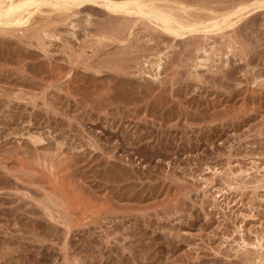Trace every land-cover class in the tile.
I'll return each instance as SVG.
<instances>
[{
  "label": "rangeland",
  "instance_id": "374dc122",
  "mask_svg": "<svg viewBox=\"0 0 264 264\" xmlns=\"http://www.w3.org/2000/svg\"><path fill=\"white\" fill-rule=\"evenodd\" d=\"M87 2L0 26V264H264V7L178 38Z\"/></svg>",
  "mask_w": 264,
  "mask_h": 264
},
{
  "label": "bare ground",
  "instance_id": "6f19581e",
  "mask_svg": "<svg viewBox=\"0 0 264 264\" xmlns=\"http://www.w3.org/2000/svg\"><path fill=\"white\" fill-rule=\"evenodd\" d=\"M87 1H89V3L90 2H94L95 4L97 3V0H0V26H9L10 28L11 27H19V28H24V27H27V25L29 24V23H31L32 22V20H34L33 19V16L35 15V13H42L44 10L42 9L43 7H48L49 9H50V11H53V14H54V12H64V11H69V10H73V9H71L72 8V6H78L79 5V7H80V4H83L84 2L86 3ZM99 1V0H98ZM101 1V3L105 6V7H107L106 9L108 10H110V11H112V12H114V13H125L126 15L128 14V15H130V17L131 16H133L134 14L135 15H139L140 17H144V18H147V20H150V21H152V22H155V23H157V24H160L162 27H163V29H165L164 31H166L167 33L169 32V33H171V34H173V35H175V36H183V37H185L184 35L187 33V34H191V33H194V32H197V33H199L200 31L202 32V30H203V32L205 31V32H215V31H219L220 32V30H222L223 28L225 29V28H227V27H231L234 23H232V17H235V18H241V16H243L244 17V14H248V12L250 11V10H252V9H250L249 10V8H251V7H253V9H254V11H255V9L257 8H259L260 7V10H261V7H264V0H254V1H252V2H250V1H245V0H240V1H238V2H236V3H234L232 6L233 7H231V9H230V11L229 12H227V13H223V17L220 19L219 17H220V15H218L217 17L215 16V17H213V18H210V19H208V20H203V19H201V18H198V17H192V15H191V12H190V10L189 9H191V8H193V7H191V5L188 7V4L186 5L183 1H178V0H100ZM186 1V0H185ZM211 1V0H210ZM214 1V0H213ZM217 1V0H216ZM219 1V0H218ZM230 1H232V0H230ZM235 1V0H234ZM186 2H188V0L186 1ZM190 2V1H189ZM193 1L191 0V3H192ZM195 2H197V1H195ZM205 2V1H204ZM215 2V1H214ZM88 3V2H87ZM94 3H93V5H94ZM206 3V2H205ZM217 3V2H216ZM215 3V4H216ZM219 3V2H218ZM221 3V2H220ZM219 3V4H220ZM223 3V2H222ZM100 4V3H99ZM99 4H97V5H99ZM174 4H177V5H174ZM202 4H203V2H202ZM224 4V3H223ZM228 3H226V5H227ZM232 4V3H231ZM85 5V4H84ZM101 5V4H100ZM99 5V6H100ZM211 5H214L213 3L211 4ZM96 6V5H95ZM192 6H194V5H192ZM83 7V6H82ZM102 7V6H101ZM199 7H201V10H202V8H204L202 5L201 6H199ZM195 8H196V6H195ZM210 8V7H209ZM208 8V9H209ZM206 9V8H205ZM213 9V8H212ZM211 8H210V10H212ZM256 9V10H257ZM75 10V9H74ZM78 10H79V8H78ZM206 11H207V9H206ZM213 11V10H212ZM212 11H210V12H212ZM73 12L74 11H72V13H71V15L73 14ZM80 12L81 11H79V14H80ZM95 12V11H94ZM111 12V13H112ZM209 12V11H208ZM48 13V12H47ZM110 13V15H112V14H114V13H112L111 14ZM218 13V12H217ZM49 14V13H48ZM47 14V15H48ZM51 14V13H50ZM58 14V13H57ZM61 14V13H60ZM65 14V13H64ZM78 14V12H77V14H75V15H79ZM213 14V13H212ZM250 14V13H249ZM252 14V13H251ZM255 14V13H254ZM261 14H263V13H260V15ZM37 15V14H36ZM63 14H61V16H62ZM259 15V14H258ZM60 16V15H59ZM61 16H60V18H61ZM70 16V15H69ZM113 16H116V15H113ZM112 16V17H113ZM120 16H121V14H120ZM251 16V15H250ZM249 16V17H250ZM47 17V16H46ZM73 17V16H72ZM116 17H118V16H116ZM126 18H127V16H125ZM129 16H128V18H130ZM248 17V16H247ZM252 18L251 19H253L254 17H256V16H251ZM71 18V17H70ZM70 18L68 19V18H66L67 20H70ZM36 19V18H35ZM63 20H64V18H62ZM73 19V18H72ZM124 20H125V18H123ZM136 19H139L140 20V18L138 17V18H136ZM243 19V18H242ZM44 20V19H43ZM42 20V21H43ZM51 20V19H50ZM54 20H56V19H54ZM59 20V19H58ZM117 20V19H116ZM130 20H131V18H130ZM133 20H135V19H133ZM243 20H245V18L243 19ZM46 21V20H45ZM52 21V20H51ZM62 21V20H61ZM61 21H59V23H56V24H60V22ZM65 21V20H64ZM64 21H63V23H64ZM71 21V20H70ZM69 21V22H70ZM122 21V20H121ZM120 21V22H121ZM127 22H128V19L126 20ZM143 21H146L145 19L143 20ZM241 21V20H240ZM247 21V20H246ZM250 21V20H249ZM44 22V21H43ZM133 23H134V21H132ZM137 22V21H136ZM37 23V22H36ZM63 23H61V24H63ZM66 23V22H65ZM65 23L63 24V25H65ZM129 23H131V22H129ZM128 23V24H129ZM149 24H150V22H148ZM240 23H242V22H240ZM247 24L249 23V22H246ZM38 24V23H37ZM37 24H36V26H37ZM41 24V23H40ZM44 24V23H43ZM50 24V23H49ZM54 24V23H53ZM71 24V23H70ZM69 24V25H70ZM146 24V23H145ZM144 24V25H145ZM237 24V23H236ZM247 24H245V25H247ZM249 24H252V20H251V23H249ZM248 24V25H249ZM30 26L32 25V24H29ZM28 25V26H29ZM35 25V24H34ZM113 25H116V24H113ZM132 25H134V24H132ZM154 25H156V24H154ZM159 25V26H160ZM235 25V24H234ZM233 25V26H234ZM238 25V24H237ZM244 25V24H243ZM242 25V26H243ZM33 26V25H32ZM31 26V27H32ZM35 26V27H36ZM50 26H52V25H50ZM74 26V22H73V25H72V27ZM103 26V25H102ZM136 26V25H135ZM147 26V25H146ZM150 26V25H149ZM149 26H147V27H149ZM157 26V25H156ZM239 26H241V25H239ZM30 27V28H31ZM34 27V26H33ZM49 27V26H48ZM128 27V26H127ZM130 27V26H129ZM134 27V26H133ZM146 27V28H147ZM153 27V26H152ZM158 27V26H157ZM235 27V26H234ZM246 27V26H245ZM54 28V27H53ZM74 28H77V27H74ZM244 28V27H243ZM243 28H240V30L242 29L243 30ZM4 30H6L5 28H3ZM45 29H47V28H45ZM86 29V28H85ZM152 29V28H151ZM150 29V30H151ZM154 29H155V27L153 28V31H154ZM228 29V28H227ZM238 30H239V28H237ZM246 29V28H245ZM2 30V29H1ZM0 30V31H1ZM9 31H11V29H8ZM7 30V31H8ZM31 30V29H30ZM32 30H34V28L32 29ZM42 30V29H41ZM49 30H50V28H49ZM56 30V29H55ZM131 30V29H130ZM156 30H157V28H156ZM226 30V29H225ZM234 30V29H233ZM237 30V31H238ZM8 31V32H9ZM13 31H14V29H13ZM16 31H18V30H16ZM34 31H36V30H34ZM40 31V30H39ZM85 31V30H84ZM94 31V30H93ZM108 31V30H107ZM128 31V30H127ZM222 31H224V30H222ZM235 31V30H234ZM6 32V31H5ZM37 32V31H36ZM43 32V31H42ZM70 32H72V31H70ZM90 32V31H89ZM98 32V31H97ZM200 32V33H201ZM233 32V31H232ZM33 33V32H32ZM45 33V32H44ZM47 33V32H46ZM55 33V32H54ZM63 33V32H62ZM68 33V32H67ZM66 33V34H67ZM73 33H75V32H72V37L73 36H75V34L73 35ZM92 33V32H91ZM96 33V32H95ZM100 33V32H99ZM103 33V35H104V32H102ZM109 33V32H108ZM107 33V34H108ZM119 33V32H118ZM117 33V34H118ZM125 33V32H124ZM123 33V34H124ZM40 34V33H39ZM98 34V33H97ZM105 34H106V32H105ZM110 34V33H109ZM122 34V35H123ZM242 34V33H241ZM48 35V34H47ZM52 35H54L53 33H52ZM68 35V34H67ZM86 35V34H85ZM131 35V34H130ZM224 35V34H223ZM233 35H235V34H233ZM238 35V34H237ZM29 36H30V34H29ZM34 36V35H33ZM36 36V35H35ZM43 36H45V35H43ZM56 36V35H55ZM61 36V35H60ZM87 36V35H86ZM97 36H99V35H97ZM27 37V36H26ZM32 37V36H31ZM40 37V36H39ZM51 37H53V36H51ZM94 37V36H93ZM95 37H96V35H95ZM94 37V38H95ZM101 37H102V35H101ZM105 37V36H104ZM108 37V36H107ZM107 37H105V38H107ZM178 37V38H179ZM182 37V38H183ZM33 38V37H32ZM41 38V37H40ZM58 38V37H57ZM64 38V37H63ZM90 39H91V37H89ZM128 38H130L129 36H128ZM156 38V37H155ZM207 38V37H206ZM206 38H204V40L206 39ZM209 38V37H208ZM253 38V37H252ZM28 39V38H27ZM44 39V38H43ZM42 39V40H43ZM46 39V38H45ZM44 39V40H45ZM48 39V38H47ZM52 39V38H51ZM53 39H54V37H53ZM77 39V38H76ZM97 39H98V37H97ZM99 39H100V37H99ZM98 39V40H99ZM103 39V38H102ZM190 39V38H189ZM211 39V38H210ZM223 39V38H222ZM236 39V38H235ZM31 40V39H30ZM40 40V39H39ZM61 40H62V38H61ZM86 40V39H85ZM108 40V39H107ZM113 40V39H112ZM115 40V39H114ZM41 41V40H40ZM40 41H39V43H40ZM68 41V40H67ZM92 41V40H91ZM90 41V42H91ZM93 41H96L95 39L93 40ZM106 41V40H105ZM110 41H111V38H110ZM229 41V40H228ZM232 42L234 41V38H233V40H231ZM255 41V40H254ZM43 42V41H42ZM45 42V41H44ZM52 42V41H51ZM70 42V41H69ZM68 42V43H69ZM89 42V43H90ZM98 42V41H97ZM99 42H101V41H99ZM123 42V41H122ZM148 42V41H147ZM204 42V41H203ZM209 42V41H208ZM67 43V44H68ZM71 43V42H70ZM87 43H88V41H87ZM96 44V43H95ZM101 44V43H100ZM204 44H205V42H204ZM47 45V44H46ZM73 44H71L70 45V47L69 48H71V47H73L74 48V46H72ZM99 45V44H98ZM206 45H207V43H206ZM230 45H232V44H230ZM229 45V46H230ZM234 45V44H233ZM69 46V45H68ZM90 46V45H89ZM94 46V45H93ZM107 46V45H106ZM212 46V45H211ZM109 47V46H108ZM199 47H201V46H199ZM199 47H197L196 46V48H199ZM203 47H205L204 45H203ZM210 47V46H209ZM232 47V46H231ZM229 48L231 51H233V48ZM92 48V47H91ZM99 48H100V45H99ZM106 48V47H105ZM139 48H141V47H139ZM151 48V47H150ZM202 48V47H201ZM211 48V47H210ZM210 48H209V50H210ZM235 48V47H234ZM90 49V48H89ZM102 49H104L103 47H102ZM116 49H118V48H115V50ZM83 50V49H82ZM124 50V49H123ZM142 50V49H141ZM209 50H207V49H205L203 52H205V55H206V57L202 60V62H208L209 61V59L211 58V57H209V55H212L211 54V52H210V54H209ZM213 50H214V48H213ZM114 51V50H113ZM119 51V50H118ZM130 51V50H129ZM136 51H138V50H136ZM144 51H146V50H144ZM199 51V50H198ZM231 51H230V53H231ZM236 51L238 52V50L236 49ZM151 52V51H150ZM212 52H214V51H212ZM234 52V51H233ZM81 53H83V51H81ZM152 53V52H151ZM161 53H164V52H160V54ZM198 53V52H197ZM229 53V52H228ZM245 53V52H244ZM77 54V53H76ZM142 54V53H141ZM140 54V55H141ZM148 54V53H147ZM199 54V53H198ZM209 54V55H208ZM221 54V53H220ZM79 55V54H78ZM127 55V54H126ZM139 55V54H138ZM161 55H165V54H161ZM197 55V54H196ZM81 56V55H80ZM79 56V57H80ZM124 56V55H123ZM136 56V55H135ZM143 56V55H142ZM154 56H156V54L154 55ZM202 56V55H201ZM215 56V55H214ZM245 56V55H244ZM148 57V56H147ZM161 57V56H160ZM160 57H156V58H158L156 61H154V62H151L150 63V65H151V67L152 68H156L157 70H158V72H156L155 74H156V76L155 75H153L152 77H158V76H160V70L161 69H163V67H162V64H163V66H164V62L162 63V61L163 60H161V58ZM203 57V56H202ZM200 57H198V59H199ZM213 58V57H212ZM108 59V58H107ZM155 59V58H154ZM196 59H197V57H196ZM195 59V60H196ZM201 59V58H200ZM103 60V59H102ZM215 60V59H214ZM144 61H145V59H144ZM212 62V61H211ZM214 62V61H213ZM228 62V61H227ZM98 63H99V61H98ZM111 63V62H110ZM215 63V62H214ZM219 63V62H218ZM112 64V63H111ZM141 65H142V63H141ZM145 65H147L146 64V61H145ZM149 65V66H150ZM207 65V64H206ZM197 66H200V63H199V65H197ZM90 67H92V66H90ZM111 67V66H110ZM143 67V66H142ZM196 67V66H195ZM209 67H210V65H209ZM145 68V67H144ZM151 69V68H150ZM148 70V69H147ZM156 70V71H157ZM163 70H165V69H163ZM153 71V70H152ZM149 72V71H148ZM146 74H147V72H146ZM159 74V75H158ZM260 75V74H259ZM150 77H151V75H149ZM259 79H260V77H258ZM257 78V79H258ZM156 79V78H155ZM256 79V80H257ZM153 81V80H152ZM155 81V80H154ZM255 83H256V81H255ZM63 86V85H62ZM59 87V86H58ZM61 87V86H60ZM49 110V109H48ZM99 113V112H98ZM37 137H39V136H37ZM37 137L35 136V137H33V139L35 140L34 142H36V140L38 141V142H41V138L39 137V139H37ZM240 168V167H239ZM244 170V169H243ZM217 171V170H216ZM239 171H240V169H239ZM239 171H237L236 170V172H239ZM241 173H242V171H240ZM217 173V172H216ZM244 173H246L245 171H244ZM29 174V173H28ZM31 174V173H30ZM243 174V173H242ZM25 175V174H24ZM241 175V174H240ZM230 177V176H229ZM228 177V178H229ZM231 178V180L233 181V178L232 177H230ZM236 179V178H235ZM231 180H230V182H231ZM227 181H229V180H227ZM233 182H231V184H232ZM229 184V183H228ZM232 187H233V185H232ZM48 200V199H47ZM46 203V202H45ZM55 203V202H54ZM52 204V203H51ZM50 204V202H49V204L48 205H51ZM47 205V206H48ZM56 205V204H55ZM55 209V208H54ZM58 210H60V209H58ZM47 211V210H46ZM51 213V212H50ZM49 213V214H50ZM65 213V212H64ZM51 215V214H50ZM68 228V227H67ZM70 228V227H69ZM69 230V229H68ZM259 243V242H258ZM243 244H245V243H243ZM248 246V245H247ZM257 246V245H256ZM256 246H255V248H256ZM258 246H260V245H258ZM246 247V246H245ZM258 250V249H257ZM244 251V250H243ZM249 251V250H248ZM251 253V252H250ZM258 253V252H257ZM252 254V253H251ZM259 254V253H258ZM247 255V254H246ZM246 255H244V256H246ZM250 258V257H249ZM259 261H261V260H259ZM256 262V261H255ZM263 262V261H262Z\"/></svg>",
  "mask_w": 264,
  "mask_h": 264
}]
</instances>
